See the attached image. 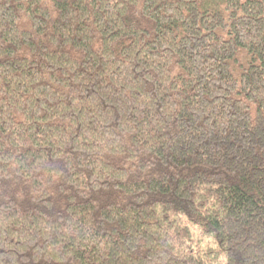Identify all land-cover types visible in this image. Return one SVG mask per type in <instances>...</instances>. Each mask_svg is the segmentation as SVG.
I'll return each mask as SVG.
<instances>
[{
  "label": "trees",
  "instance_id": "trees-1",
  "mask_svg": "<svg viewBox=\"0 0 264 264\" xmlns=\"http://www.w3.org/2000/svg\"><path fill=\"white\" fill-rule=\"evenodd\" d=\"M0 264H264V0H0Z\"/></svg>",
  "mask_w": 264,
  "mask_h": 264
}]
</instances>
